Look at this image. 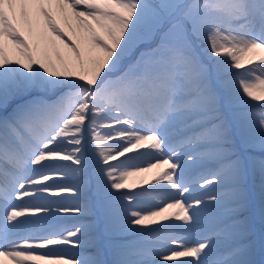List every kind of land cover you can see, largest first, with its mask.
Listing matches in <instances>:
<instances>
[{"label":"snow or ice","instance_id":"obj_1","mask_svg":"<svg viewBox=\"0 0 264 264\" xmlns=\"http://www.w3.org/2000/svg\"><path fill=\"white\" fill-rule=\"evenodd\" d=\"M0 264H264V0H0Z\"/></svg>","mask_w":264,"mask_h":264},{"label":"rangeland","instance_id":"obj_2","mask_svg":"<svg viewBox=\"0 0 264 264\" xmlns=\"http://www.w3.org/2000/svg\"><path fill=\"white\" fill-rule=\"evenodd\" d=\"M214 169V165L211 163V162H198L196 165H194L192 167V173L194 175H209ZM55 183V182H54ZM204 192H213V191H217L218 190V185H208L206 186L204 189ZM51 199H54V200H61V198H53V197H50ZM70 198H63V202H70ZM64 222L66 223H73L75 222V219L73 220H63ZM255 227H256V232L255 234L250 237L249 239H253L256 241V247H257V251H259V247L258 245L260 246V238H261V233H260V223H259V220L257 219L256 220V223H255ZM222 243H226L224 241H221ZM255 258L257 260H260L261 259V256H260V253L257 252Z\"/></svg>","mask_w":264,"mask_h":264},{"label":"bare ground","instance_id":"obj_3","mask_svg":"<svg viewBox=\"0 0 264 264\" xmlns=\"http://www.w3.org/2000/svg\"><path fill=\"white\" fill-rule=\"evenodd\" d=\"M203 162V161H202ZM73 181L70 180V179H64V180H61V183H64V184H68V183H72ZM71 202H75V200L71 201ZM84 219V218H82Z\"/></svg>","mask_w":264,"mask_h":264}]
</instances>
